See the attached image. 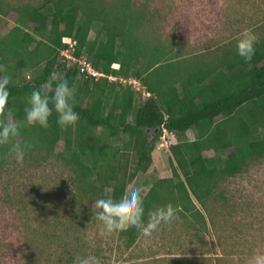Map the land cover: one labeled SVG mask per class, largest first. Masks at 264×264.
Instances as JSON below:
<instances>
[{
  "label": "trees",
  "instance_id": "trees-1",
  "mask_svg": "<svg viewBox=\"0 0 264 264\" xmlns=\"http://www.w3.org/2000/svg\"><path fill=\"white\" fill-rule=\"evenodd\" d=\"M10 12L16 14V24L0 38V67L5 70L0 75L12 77L9 106L21 133L14 142L31 145L23 163L32 169L56 167L49 178L58 181L57 199L68 216L47 211L39 218L45 235L51 227L47 236L59 241L56 228L63 224L60 230L71 241L58 260L64 256L60 262L74 264L90 255L77 237L80 206L93 204L107 189L123 191L146 173L161 126L178 140L169 147L171 177L155 179L141 194L145 219L155 208L171 204L195 234L207 230L198 205L209 211L212 201L224 199L215 191L220 185L264 159V34L257 38L252 61L245 63L237 55L238 36L184 57L172 44L152 38L149 25L160 15L147 1L0 0V16ZM63 38L74 39V55H85L105 77L86 79L76 66L66 68L59 55L66 47ZM27 72L32 73L28 81ZM50 79H65L74 89L75 125L60 127L55 112L47 129L26 121L28 97ZM120 79L138 81L149 96L141 99ZM187 131H193L192 140L186 139ZM10 147L0 145V172L16 163ZM207 151L213 156L204 157ZM44 204L50 208L48 201ZM110 233L126 251L142 236L129 227Z\"/></svg>",
  "mask_w": 264,
  "mask_h": 264
},
{
  "label": "rangeland",
  "instance_id": "rangeland-1",
  "mask_svg": "<svg viewBox=\"0 0 264 264\" xmlns=\"http://www.w3.org/2000/svg\"><path fill=\"white\" fill-rule=\"evenodd\" d=\"M138 1H147L151 11H159L160 18L156 15L148 28L152 38L172 44L183 57L240 37L246 29L257 38L264 34V0ZM162 15L166 18H161ZM15 19L14 12L6 18L0 16V38L16 24ZM93 37L94 33L90 32L89 39ZM31 76V72L25 73V80ZM143 90H135L141 99L146 96ZM185 137L192 140L193 131H187ZM177 140L172 134L168 136L167 146L159 147L160 138L156 142L151 167L131 183L142 195L155 179L171 177L169 145ZM62 149L63 144L59 142L57 150ZM203 156L213 154L207 151ZM52 170L56 167L51 164L32 169L28 164L15 163L0 172V264H63L60 261L64 256L58 260L57 254L71 242L60 230L63 224L56 228L61 236L56 241L52 235L47 236L51 227L45 235L39 218L48 216L49 211L68 216L66 207L57 199L58 181L54 184L49 178ZM63 178L64 175L59 180ZM53 189H56L54 194ZM215 191L222 193L224 199L212 201L207 212L198 205L208 221L207 230L202 233L195 234L182 220L176 219L169 225H161L151 237L142 235L137 245L126 251L116 236L100 229L99 222L92 217L93 204L83 203L80 206L82 223L75 226L77 237L83 242L81 247L89 248L90 254L96 253L104 264H250L253 256L264 255V159L226 180ZM44 199L50 208L46 209ZM126 227L121 225L119 229ZM128 258L131 260L125 262Z\"/></svg>",
  "mask_w": 264,
  "mask_h": 264
},
{
  "label": "clouds",
  "instance_id": "clouds-1",
  "mask_svg": "<svg viewBox=\"0 0 264 264\" xmlns=\"http://www.w3.org/2000/svg\"><path fill=\"white\" fill-rule=\"evenodd\" d=\"M256 35L251 30H244L236 44L237 55L245 63L252 61L255 55ZM117 66V65H115ZM5 70L0 67V73ZM12 77L0 75V145L11 144L9 149L16 163H23L26 149L31 145L15 143L14 140L20 133L13 111L9 106V84ZM74 89L65 79L58 82L49 80L40 88L33 89L24 108L25 119L29 124L47 129L53 112L56 114V123L66 128L75 125L79 120L78 113L74 110ZM92 217L99 222L100 229L110 233L114 228L126 225L137 229L143 236L151 237L159 230L161 225H169L178 219L180 209L171 204L157 207L145 219L144 198L141 191L134 185H128L118 193L107 189L93 200ZM74 264H104V260L96 253H91L74 261ZM250 264H264V255H255Z\"/></svg>",
  "mask_w": 264,
  "mask_h": 264
},
{
  "label": "built area",
  "instance_id": "built-area-1",
  "mask_svg": "<svg viewBox=\"0 0 264 264\" xmlns=\"http://www.w3.org/2000/svg\"><path fill=\"white\" fill-rule=\"evenodd\" d=\"M62 42L63 44L66 45V47L60 51L59 55L61 60L65 62L66 68H71L73 66H76L79 71V76H83L86 79H93L96 81L102 77H105L103 74L99 73L96 69H94L92 63L88 60V58L85 55H81L80 57H76L74 55L75 47L77 44V42L74 39L63 38ZM115 68H117V66ZM107 79L109 81H116V78L110 76L107 77ZM120 82L123 84L131 85L133 90H134V86L137 85V87H135L136 91H140L142 88L140 83L134 79H129V80L120 79ZM143 95H146L145 97L149 96V94L146 93L145 90H143ZM161 130H162V134L160 136L161 144H159V147L160 146L165 147L169 144L168 136L172 135V133L167 132L163 126H161Z\"/></svg>",
  "mask_w": 264,
  "mask_h": 264
}]
</instances>
